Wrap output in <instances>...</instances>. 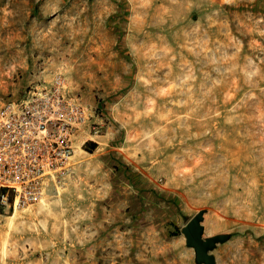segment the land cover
I'll use <instances>...</instances> for the list:
<instances>
[{"label":"rangeland","instance_id":"rangeland-1","mask_svg":"<svg viewBox=\"0 0 264 264\" xmlns=\"http://www.w3.org/2000/svg\"><path fill=\"white\" fill-rule=\"evenodd\" d=\"M54 76L72 156L0 264H199L200 209L214 264H264V0H0V97Z\"/></svg>","mask_w":264,"mask_h":264},{"label":"built area","instance_id":"built-area-1","mask_svg":"<svg viewBox=\"0 0 264 264\" xmlns=\"http://www.w3.org/2000/svg\"><path fill=\"white\" fill-rule=\"evenodd\" d=\"M80 104L54 76L16 98L0 97V206H27L68 166Z\"/></svg>","mask_w":264,"mask_h":264},{"label":"water","instance_id":"water-1","mask_svg":"<svg viewBox=\"0 0 264 264\" xmlns=\"http://www.w3.org/2000/svg\"><path fill=\"white\" fill-rule=\"evenodd\" d=\"M204 210H198L189 220L180 228L184 243L191 247L194 253V259L199 264H214V259L209 251L215 244L224 241L225 236L211 235L202 238L203 228L201 225L202 214Z\"/></svg>","mask_w":264,"mask_h":264},{"label":"crops","instance_id":"crops-1","mask_svg":"<svg viewBox=\"0 0 264 264\" xmlns=\"http://www.w3.org/2000/svg\"><path fill=\"white\" fill-rule=\"evenodd\" d=\"M235 212H236V209H235ZM204 217H205V213L202 214V221H201L202 224L201 225H203ZM203 231H204V229H203ZM214 234H217V233L216 232H213V231H211V232L209 231L208 233L205 234V237L206 236H211V235H214Z\"/></svg>","mask_w":264,"mask_h":264},{"label":"trees","instance_id":"trees-1","mask_svg":"<svg viewBox=\"0 0 264 264\" xmlns=\"http://www.w3.org/2000/svg\"><path fill=\"white\" fill-rule=\"evenodd\" d=\"M92 149H93V148H92V147H90V148L88 149V151L90 152Z\"/></svg>","mask_w":264,"mask_h":264}]
</instances>
